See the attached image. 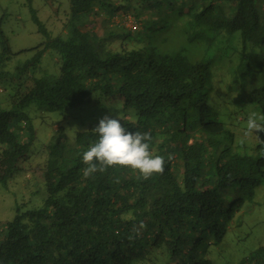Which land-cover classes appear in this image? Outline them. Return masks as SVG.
I'll return each mask as SVG.
<instances>
[{"label": "trees", "instance_id": "16d2710c", "mask_svg": "<svg viewBox=\"0 0 264 264\" xmlns=\"http://www.w3.org/2000/svg\"><path fill=\"white\" fill-rule=\"evenodd\" d=\"M63 1L66 32L51 36L28 0L38 32L48 37L35 47L13 52L0 25V84L13 89L8 108L0 106V183L29 160L37 142L26 112L31 104L60 110L96 91L135 109L136 118L126 115L122 123L150 132L153 154L172 159L162 175L148 180L124 167L85 178L82 155L97 134L80 131L68 146L59 129L47 145V199L4 222L0 264H213L211 247L222 243L264 183V131L256 155L232 152L234 134L209 103L211 65L187 53L195 41V59L200 50L239 46L250 76L262 72L248 99L264 111V0ZM126 13L139 28H108ZM173 28L170 42L167 30ZM47 50L57 55L52 71L42 63ZM30 51L29 59L10 68L13 56ZM237 264H264V246Z\"/></svg>", "mask_w": 264, "mask_h": 264}, {"label": "rangeland", "instance_id": "374dc122", "mask_svg": "<svg viewBox=\"0 0 264 264\" xmlns=\"http://www.w3.org/2000/svg\"><path fill=\"white\" fill-rule=\"evenodd\" d=\"M32 5L40 20L51 32V36L63 35L66 32L63 26L69 16L66 2L56 0L54 4H48L47 0H32ZM57 11L59 16H56ZM101 18L103 19V16ZM134 20L131 13H126L124 16L116 15L108 28L111 29L112 26L121 23L126 28L134 30L140 27ZM0 25L13 52L35 47L48 40L46 35L38 32V27L32 20L28 0H0ZM176 31L174 28L167 30V35H171L170 42L177 35ZM1 41L2 38H0V54L4 52ZM198 45L197 41L192 43L187 54L193 61H206L211 65L214 80L209 103L218 112L219 120L226 125L227 130L234 134L232 152L256 155L260 132L245 137L244 130L250 112L264 114L262 109L248 99L249 91L262 81V72L256 73L254 78L250 76V70L246 68L240 54L241 49L237 45L225 44V47L220 45L222 51L212 49L209 53L200 50L201 59H195L198 55L195 53ZM236 52L239 55L235 54ZM33 54L34 52L30 51L13 56L8 64L14 69L16 64L29 59ZM56 59V52L47 50L42 63L52 71L54 64L57 67ZM1 85L0 106L6 109L8 108L6 100L13 89L9 82ZM26 112L36 130L37 142L33 146L29 160L19 165L20 169L18 168L6 185L0 183L1 231L4 229V222L13 219L19 208L29 210L44 205L47 189L43 169L48 159L47 145L59 129L64 130V138L68 146H72L78 132L94 130L105 115H111L113 118H116L118 113L121 118L126 115L134 118L137 116L135 109L124 107L120 97L104 95L101 91L93 92L87 100L75 107L49 110L33 103ZM3 147L5 146L0 145V151ZM261 246H264V183L256 188L253 200L248 201L236 214L222 243L211 247L207 257L213 264H237Z\"/></svg>", "mask_w": 264, "mask_h": 264}, {"label": "clouds", "instance_id": "9594fccd", "mask_svg": "<svg viewBox=\"0 0 264 264\" xmlns=\"http://www.w3.org/2000/svg\"><path fill=\"white\" fill-rule=\"evenodd\" d=\"M118 113L116 118L105 115L93 130L98 139L82 155V169L85 178L95 173H105L109 168L124 167L136 171L144 180L153 175H162L172 154L167 159L163 155L153 154L150 132L130 131L122 123ZM264 131V114L252 111L248 114L244 136ZM116 183H119L117 178Z\"/></svg>", "mask_w": 264, "mask_h": 264}]
</instances>
